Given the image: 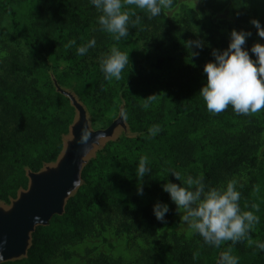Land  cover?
<instances>
[{"label": "trees", "instance_id": "trees-1", "mask_svg": "<svg viewBox=\"0 0 264 264\" xmlns=\"http://www.w3.org/2000/svg\"><path fill=\"white\" fill-rule=\"evenodd\" d=\"M254 2L256 20L264 26V0ZM125 10L131 19L139 16L140 20L135 27L129 26L127 38L117 41L100 29L101 13L89 0H0V201L6 204L28 189L29 173L58 160L76 116L65 96L46 92L42 86L48 80L47 57L73 60L80 56L75 47L65 48L72 39L77 46L95 39L96 46L83 56L144 41L159 55L160 70L150 74L126 66L121 79L103 78L100 100L114 106L122 95L130 127L140 135L108 144L84 168V184L68 199L65 213L36 228L26 258L3 264H51L62 247L84 240L98 223L113 221L126 231L135 226L150 237L170 227L174 243L162 245L148 264H216L219 254L230 246L240 264H264V252L256 247L257 241L264 242V166L258 155L264 109L244 116L229 106L212 115L199 95L206 81L204 65L214 59L213 50L226 49L230 41L218 38L209 17L195 18L186 12L179 22L164 9L152 19L134 6ZM197 40L205 45L202 49L188 46ZM244 47L252 46L246 42ZM174 53L185 56L188 65L175 68ZM149 96L154 97L145 110L142 105ZM152 125H159L160 132L146 139ZM145 156L149 171L138 180L135 169ZM244 170L253 177L242 189L240 209L254 211L260 218L249 237L216 248L206 245L199 234L193 241L180 236L174 217L177 207L162 185L186 186L184 181L191 175L203 176L205 185L219 188L225 178ZM172 171L180 173V181ZM139 186L143 195L137 192ZM156 203L168 205L166 223L156 220L152 211ZM94 264L117 263L102 256Z\"/></svg>", "mask_w": 264, "mask_h": 264}, {"label": "clouds", "instance_id": "clouds-1", "mask_svg": "<svg viewBox=\"0 0 264 264\" xmlns=\"http://www.w3.org/2000/svg\"><path fill=\"white\" fill-rule=\"evenodd\" d=\"M89 3L101 13L97 18L100 29L120 41L129 36V26L135 27L140 20L139 16L135 20L131 19L129 11L125 10L127 7L134 6L143 11L148 19H152L160 16L163 9L171 8L174 0H89ZM251 24L261 40H264V26L260 21L253 19ZM250 35V32L232 30L228 47L213 50L214 59L204 65L206 81L199 95L212 115L220 114L229 106L234 113L244 116L264 109V43H255L250 49L244 47ZM95 46V39L80 46H77L75 39L65 44L66 49L75 47L76 54L80 56ZM188 46L202 49L205 45L197 40L189 42ZM129 61V53L113 47L101 59L100 70L106 80H119ZM152 97L144 99L143 109L149 107ZM159 132V125H152L146 139L154 138ZM90 137L87 126L83 127L78 143L84 146L85 151ZM148 171V158L141 157L135 169L137 179L142 180ZM170 173L177 181L181 180L180 173ZM184 184L186 186L167 182L162 185V190L169 194L178 212H182L180 220L193 233L199 234L206 245L220 248L229 241L235 245L247 239L254 226L260 222L254 211H241L240 192L235 180L217 188L205 185L203 176L193 178L189 175ZM137 192L143 195V186H139ZM252 207L258 211V206ZM152 211L157 221L166 223L165 214L169 212L167 204L156 203ZM256 247L264 252V242L257 241ZM217 264H240V261L238 256L232 254L230 246L220 254Z\"/></svg>", "mask_w": 264, "mask_h": 264}, {"label": "rangeland", "instance_id": "rangeland-1", "mask_svg": "<svg viewBox=\"0 0 264 264\" xmlns=\"http://www.w3.org/2000/svg\"><path fill=\"white\" fill-rule=\"evenodd\" d=\"M257 10L258 7L254 0H174L171 8L164 9L169 17H173L179 22L186 12H192L195 18H211L216 24L218 38L220 39L230 41L232 30L250 32L251 35L247 37L246 42L251 46L255 43H264V40H261L257 35L256 28L251 24L253 19L256 20ZM114 47L121 52L129 53L130 61L127 67H130L133 71L148 72L150 74L160 73L157 68L159 55L154 49L147 46L144 41ZM112 48L106 52L77 56L73 60H59L55 57H47L45 62L48 80L43 82V88L49 93L61 94L57 89L60 88L62 91L71 94L84 109L91 131H106L114 122L122 118V124L115 129L112 137L100 139L93 146L84 159L83 170L91 161L98 158L108 144L117 142L122 138L134 139L140 135L137 132H133L130 127L126 115V99L122 95L114 106L107 105L100 100L99 86L101 81L104 80V75L100 70V61L110 53ZM166 56L164 54V57ZM171 56L174 58L175 68H184L188 65V59L185 56L176 53ZM67 99L69 100V98ZM74 110L76 114L75 124L78 121V112L75 108ZM72 139L73 136L70 129L69 133L64 137V146L66 147V143ZM62 153H64V150ZM62 153L56 162L48 166H56L63 155ZM258 155L260 166H264V134L261 138V147ZM249 173L250 171L244 170L241 174L227 177L220 183V187H224L227 182L235 180L237 190L241 194L242 189L249 184L253 177ZM254 173L257 174L258 172ZM83 184L84 181L82 180L78 189L71 194V197L76 194ZM67 202L68 200L66 205ZM10 205L0 201V206L6 209ZM180 215H182V212L179 213L176 208L174 217L178 220V234L187 241L196 240L198 234L193 233L187 224L180 220ZM170 231V227L165 226L157 236L150 237L141 234V231L135 226L126 231L124 227L120 226L118 221H113L111 224L100 222L84 240L62 247L61 254H58L51 264H94V260L102 256L117 264H148L162 245L174 243ZM63 251H67L69 255L65 256Z\"/></svg>", "mask_w": 264, "mask_h": 264}, {"label": "water", "instance_id": "water-1", "mask_svg": "<svg viewBox=\"0 0 264 264\" xmlns=\"http://www.w3.org/2000/svg\"><path fill=\"white\" fill-rule=\"evenodd\" d=\"M57 89L78 112V121L70 127L73 139L64 146L56 166L45 165L40 172L29 173L28 189L21 191L9 208L0 206V264L26 257L36 228L48 226L54 216L63 215L66 201L82 182L85 157L100 139L112 137L122 124L120 118L106 131H91L84 109L71 94ZM85 126L91 134L87 151L78 143Z\"/></svg>", "mask_w": 264, "mask_h": 264}]
</instances>
